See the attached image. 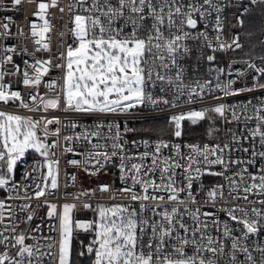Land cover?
Masks as SVG:
<instances>
[{"label": "snow or ice", "instance_id": "6c2138e0", "mask_svg": "<svg viewBox=\"0 0 264 264\" xmlns=\"http://www.w3.org/2000/svg\"><path fill=\"white\" fill-rule=\"evenodd\" d=\"M30 2L36 8L28 31L16 35L31 38L34 51L6 44L0 51V104L33 114L0 110V264H264V97L231 99L264 92V56L260 66L246 60L236 79L222 80L233 69L214 66L215 53L243 47L239 34L231 42L222 38L229 5ZM10 3L11 9L0 0V8L20 11L24 0ZM231 6L239 13L234 26L241 28L252 6L264 14V0H235ZM51 9L64 28L55 53ZM14 23L12 16L0 20V39L13 35ZM42 51L50 55L36 58ZM205 60L214 75L195 78L191 73ZM7 65L12 67L5 71ZM9 76L37 91L25 99ZM41 86L47 91L41 93ZM165 111L161 128L128 126L129 119L155 120L154 113ZM185 122L206 123L207 142H184ZM57 149L61 156H79L65 164L90 177L115 169L113 182L69 192L77 175L65 169L62 191ZM29 152L39 159L17 180ZM205 177L224 183L206 185ZM41 208L45 216L35 222ZM79 210L91 216L77 218Z\"/></svg>", "mask_w": 264, "mask_h": 264}, {"label": "built area", "instance_id": "2783aa9c", "mask_svg": "<svg viewBox=\"0 0 264 264\" xmlns=\"http://www.w3.org/2000/svg\"><path fill=\"white\" fill-rule=\"evenodd\" d=\"M219 2H221L222 4H225V5H229L228 7L225 8V10H224V12L222 14L223 17L225 18V29H224V33H223V37L222 38L226 42H231L232 37L234 35H236V34H239L240 42L243 45V42H244L243 28H244V26H243V28L238 27V26H234V25H236L235 16L237 14H239L237 12V9L235 7L231 6V3H234L235 0H219ZM245 2H247V0H245ZM4 3L7 6V8H9V9L12 8L10 0H4ZM64 3H65V0H61V4L63 5ZM35 8H36V3L30 2V0H24V3L22 4L20 11H16V10L8 11V10H5L3 8H0V20H3L4 16H12L13 21L15 22L14 26L12 27L13 35L10 38H7V39H0V51H2L3 46L5 44L8 45V46H15L17 48V52H19L22 47L23 48H27V51L29 53L34 51L32 39L29 38L28 40H23V38L17 36L16 33L21 28H23V30L25 32L28 31L27 21L32 18V12L35 10ZM254 9H258V8L256 6H252V10H254ZM50 11L52 13V17H51L52 18V22L56 26L53 29L52 33L50 34L51 38H52L53 53H55L56 50L59 47V35H58V33L64 31V28H63L62 21L59 19L60 14L58 13V11L56 9H51ZM214 16H215V13H213V18H214ZM263 16H264V14H263ZM244 17H243V19H244ZM65 19H67V17H65ZM262 26L264 28V18L262 20ZM201 28H202V25H201ZM209 34H210V36H214L215 35V33H213L211 31V29H209ZM65 39L69 43H71L70 38L65 37ZM262 41H264V34L262 36ZM263 46H264V44H263ZM206 51L209 54H211V50H206ZM242 52H243V47L241 49H238V50H235V51H232V50L217 51L215 53L217 59L215 61V65L214 66H219V67L225 68L226 73H227V68H228L229 64H231L232 69H233V75L232 76H228L227 74H225L222 77V80L236 79L235 72L237 70H245L246 69L247 66L244 63V61H246V60H252L258 66H260L261 62L259 60V57L260 56H264V53H262L261 55L252 57V58H244V57L241 56ZM49 55H50V53L42 51V52L36 54V58H47ZM23 59H28L29 62H32V57L31 56H24ZM14 61L17 64H20L21 67H23L22 59H21L20 56L14 55ZM194 62L195 61L193 60V61H189L188 63L192 64ZM11 67H12L11 65H7L5 67V71L11 69ZM208 69H209V64L205 60V61L200 63V65L198 67V70L196 72L191 73V74L195 78H199L201 80L208 79V78H210V75H214V74H209ZM50 76H51V78H56L58 76V72L53 70L50 73ZM48 79H49V77H45L46 81ZM6 80L10 81L12 83L13 90L20 91L25 99H27V93L29 91H37V89H28V88H25L22 84H17L16 83L17 77H15V76L6 77ZM248 82L251 83V73L248 76ZM262 82H264V81H262ZM235 86L239 87L240 86V82H238L237 85H235ZM39 91L41 93H44L47 90L43 86H41ZM253 96L264 97V92L257 91L255 93H248V94H245L244 96L237 97V98H231V99H233V100H235V99L243 100V99H246V98H251ZM209 102H211V101L206 98L205 99V103H209ZM200 106H201L200 104H195V105H192L191 107L199 108ZM0 110L15 112L17 114L26 115V116L33 115L32 113L28 112L25 109L18 108L15 104H13L11 102L7 106L0 104ZM55 115L62 116L63 114L57 112V113H55ZM153 115H155L157 117L156 119H166L167 115H168V112L167 111L158 112V113H154ZM121 120H123V118H121ZM135 121H142V120L136 119V118L129 119L128 120V126H129L130 122H135ZM83 123L87 124V123H91V121L90 120H86ZM122 126H123V123H122ZM51 127L55 128L56 125H52ZM79 130H80L79 128L76 129V131H79ZM66 134H71V133L69 132V133H66ZM129 138L130 139L132 138L131 135L129 136ZM50 139H51V137H50ZM137 139H140V138H137ZM153 139H155V138H153ZM184 142H186V143H195L197 141H184ZM204 142H207V141H204ZM245 146H247V145H245ZM81 150L82 149L77 148V151H81ZM258 150H261V149H259V147H258ZM57 156H61V152H60L59 149H57ZM234 156H235V154H234ZM36 159H39L37 154H33L31 152L26 154L25 163L18 165L17 173H16V179L17 180L22 178V174H23L24 170L29 165H31L33 163V161L36 160ZM67 159H80V157L79 156H74L71 153H69L67 155H64V156H61V169H62L61 184H62V191H63V182H64L63 172H64L65 169H66V171L69 174H73L74 173V174L77 175V182H76L75 188H72V187L68 188L67 191H69V192L75 191L76 188H85V189L95 188L97 186V184H99V183H112L114 178H115L114 175H113L116 172L115 169L111 170L108 175L101 174L99 176H91L90 177L87 174H85L82 170L77 169V168H75V167H73L71 165H66L65 161ZM260 163L261 162L258 161L257 167L259 166ZM250 171L255 172L256 169L252 168V169H250ZM204 182H205L206 185H211V184H214V183H224L222 178H215V177H205ZM115 186L116 187H120L121 186L120 182L118 180H115ZM2 195H3V192L0 191V196H2ZM60 202L62 203V202H65V201L61 200ZM66 202H72L71 198H69ZM46 211H47L46 208L39 209L38 210V218H37V220L35 222H39V217H44ZM90 216H91L90 212H85V211H82V210H79V211L76 212V217L77 218H88ZM222 218H223V215H222ZM53 235H55V233H53ZM80 239H86V238H85L84 235H81Z\"/></svg>", "mask_w": 264, "mask_h": 264}, {"label": "trees", "instance_id": "16d2710c", "mask_svg": "<svg viewBox=\"0 0 264 264\" xmlns=\"http://www.w3.org/2000/svg\"><path fill=\"white\" fill-rule=\"evenodd\" d=\"M264 16L259 9L252 10L249 14L244 17V28H243V52L241 56L244 58H252L264 53V46L261 44L262 36L264 34V28L262 26V20ZM166 119H155L149 121H135L130 122L129 127L140 129L142 127L154 126L161 128L165 125ZM206 123H202L197 126H190L185 122L186 134L182 137L183 141H207L204 136ZM144 134H139L136 138H141ZM152 138H155L153 136ZM165 139H171L168 136Z\"/></svg>", "mask_w": 264, "mask_h": 264}]
</instances>
